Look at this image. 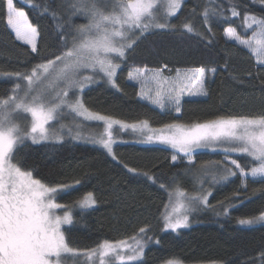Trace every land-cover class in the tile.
<instances>
[{
	"label": "snow or ice",
	"instance_id": "snow-or-ice-1",
	"mask_svg": "<svg viewBox=\"0 0 264 264\" xmlns=\"http://www.w3.org/2000/svg\"><path fill=\"white\" fill-rule=\"evenodd\" d=\"M250 2L264 6V0ZM5 4L6 23L15 33V39L29 45L31 53L39 56L38 26L30 23L27 13L16 7L14 0H5ZM24 4L38 15L49 16L61 51L26 71L0 69V79L12 81L0 94V264H143L145 248L153 241L149 225L124 239H105L95 246H81L72 240L70 233L76 224L75 216L96 205L94 194L88 192L74 205L61 203L59 198L71 191L74 184L45 182L34 176V169L17 159L29 141L62 143L65 130L72 139L81 138L83 123L74 121L71 126L62 123L67 114L102 123L103 132L89 137L90 142L118 163L113 150L117 142L113 134L115 126L121 130L147 131L144 142L155 140L170 146L176 153L171 157L173 166L186 160V170H191L198 149H211L213 153L219 150L223 161L202 166L205 174L219 169L223 173L219 180L224 182L239 176L244 189L249 179H264V114L216 116L188 124L173 122L154 130L147 120L128 124L95 112L83 99L85 90L101 80L119 91L118 70L139 41L156 30L179 31L212 44L213 21L228 23L225 37L249 50L257 63L264 65V12L253 13L247 5L242 12L239 0H204L199 23L207 30L205 36L198 30L195 8L179 26L171 22L182 11L185 0H60L59 4L55 0H24ZM241 16L237 27L244 35L232 26L233 18ZM77 17H83L86 22L76 24ZM215 73V68L197 67L183 74L177 71L175 77H170L163 75L161 69L153 71L144 67L129 72L128 80L140 85L142 99L161 109L170 105L180 113L185 94L207 96V76ZM232 154L249 160L242 164ZM122 167L158 184L168 192L170 202L173 200L170 189L176 184L175 176L165 182L156 173H141L127 164ZM213 181H217L215 171ZM210 195L211 192H203L202 185L200 193L191 195L177 185L172 210L163 214V230L178 232L188 228L189 214L210 207ZM249 199L235 193L232 201L236 202L224 207L223 214L229 216L230 209L240 208ZM237 224L247 227L264 224V208L258 215L238 218ZM155 243L159 244V239ZM259 259L264 264V252L259 254ZM166 264H180V261L172 259Z\"/></svg>",
	"mask_w": 264,
	"mask_h": 264
},
{
	"label": "trees",
	"instance_id": "trees-1",
	"mask_svg": "<svg viewBox=\"0 0 264 264\" xmlns=\"http://www.w3.org/2000/svg\"><path fill=\"white\" fill-rule=\"evenodd\" d=\"M55 2L59 4L60 0ZM239 2L242 12L245 5L253 13L264 12V6L253 5L250 0ZM14 4L27 13L30 23L38 26L39 56L31 53L28 45L15 39L6 23L5 0H0V69L26 71L32 65L59 54L61 47L49 16L38 15L36 10L25 7L24 0H14ZM203 5L204 0H185L182 11L171 22L179 26L195 8L198 30L208 36L206 28L199 23ZM241 21L242 16L233 18L232 26L237 27ZM74 22L86 21L77 17ZM228 26V23L213 21L215 36L212 44L191 35H182L179 31L156 30L147 34L118 70L120 90L101 80L85 90L83 99L86 106L129 124L147 120L152 128L173 122L188 124L216 116L264 114V65L258 64L250 51L225 37L224 29ZM237 30L244 35L241 28L237 27ZM144 67L161 69L167 74L191 67L215 68L216 73L207 76V96L184 98L181 100V112L176 113L173 108L160 110L139 96L138 87L128 80V74L134 68ZM11 84L12 81L0 79V94ZM116 134L120 140L114 143L113 150L119 163L90 141L71 137H64L62 143L45 141L32 144L29 141L17 156L25 167L35 170L36 178L52 184H74L71 191L59 198L61 203L74 205L88 192L94 194L97 201L94 208L75 216L76 224L70 233L75 243L95 246L105 239H124L147 224L153 241L145 248L143 264H165L172 259L182 264H260L259 254L264 252V224L240 226L237 219L258 215L264 208V179H249L246 189L242 188L239 176L227 182L218 180L210 186V207L192 212L188 228L178 232L165 231L162 212L167 192L143 176L127 172L122 164L141 173L161 175L165 182H170L175 176L176 184L172 187L179 185L185 191L195 192V177L201 176L200 168L210 162L223 161L224 156L220 151H197L195 167L186 170V160L172 165L171 157L176 153L170 146L144 144L141 142L143 137H137L131 131ZM232 158L242 164L249 160L237 154H232ZM75 181L80 183L75 184ZM207 188L204 186L203 190ZM237 192L250 199L240 208L230 209V215L225 216L223 208L236 202L232 197ZM74 212L79 210L74 209ZM156 239H159V244L155 243Z\"/></svg>",
	"mask_w": 264,
	"mask_h": 264
},
{
	"label": "rangeland",
	"instance_id": "rangeland-1",
	"mask_svg": "<svg viewBox=\"0 0 264 264\" xmlns=\"http://www.w3.org/2000/svg\"><path fill=\"white\" fill-rule=\"evenodd\" d=\"M11 30V29H10ZM12 31V30H11ZM12 33L15 35V33L12 31ZM250 35V34H249ZM22 42V41H21ZM233 42H235V41H233ZM236 43V42H235ZM29 46V45H28ZM30 47V46H29ZM249 51V50H248ZM254 56V55H253ZM254 58H255V56H254ZM256 59V58H255ZM257 61V60H256ZM195 67H191V68H185V69H177L175 72H172V73H169V74H167V73H163V75H165V76H170V77H175L176 76V74H177V71H179L180 73H185V72H187L188 70H190V69H194ZM136 70V68H134L133 70H131L130 72H134ZM154 71V70H153ZM130 81V80H129ZM133 84H135L137 87H138V91L140 92V85L137 83V82H135V81H131ZM140 96V95H139ZM200 97H202V96H199V95H196V96H189V95H187V94H185L183 97H182V100L184 99V98H200ZM144 100H146V101H148L151 105H153L152 103H151V101H149V100H147V99H144ZM153 106H155V107H157L158 109H160V110H164V109H168V108H172V106H166L165 108H163V109H161V108H159V106H157V105H153ZM74 121H79V122H82L83 123V128H82V130H81V138H79V139H77V140H84V141H90V139H89V137H95V136H98L100 133H102L103 132V125H102V123H100V122H89V121H83L82 120V118H78V117H74L72 114H67L66 115V117H65V119L62 121V123H64V124H66V125H69V126H71L72 124H73V122ZM129 124V123H128ZM132 124V123H131ZM163 127V126H162ZM162 127H159V128H152V129H154V130H159V129H161ZM124 131H131V132H133V133H135V135H137V137H143V139H142V143H144V144H149L148 142H144L145 140H146V135L148 134L147 133V131H145V132H141V131H139V130H136V131H134V130H132L131 128H129V129H126V130H121V129H119V126H115L114 127V132H113V134H114V137H115V139H116V141H119L120 140V137L116 134V133H121V132H124ZM74 132H75V129H74ZM64 137H71L70 135H68L67 134V130H65V135H64ZM72 138V137H71ZM140 141V140H139ZM45 142V141H44ZM151 143H156V144H159L160 142H158V141H153V142H151ZM160 144H162V143H160ZM197 151H210V152H212V150L211 149H198ZM217 151H219V150H217ZM180 155H182V154H180ZM223 159H224V157H223ZM200 169H202V167L200 168ZM198 171V170H197ZM213 171H215L216 173H217V181L219 180V175H222L223 173H222V171L221 170H219V169H216V170H210L207 174H205L204 172H203V170L201 171V176H199L198 177V175L196 176V177H198V178H196L195 177V187H197L196 188V190H195V192H188V190L186 191L188 194H196V193H200V191H201V185H202V189H204V186H207L208 188L206 189V190H203V192H211V188L212 187H210L212 184H214L215 182H217V181H213ZM199 188V189H198ZM175 189H176V187H172L170 190L173 192V200L170 202V200H169V195H168V192H167V202H166V205L168 206L167 207V209H166V207H164V209H163V212H162V217H163V214L166 212V211H171L172 210V206H173V204L175 203ZM165 205V206H166ZM59 211V210H58ZM192 213V212H191ZM191 213L189 214V220H190V215H191ZM166 264V263H165ZM180 264H182V263H180Z\"/></svg>",
	"mask_w": 264,
	"mask_h": 264
}]
</instances>
